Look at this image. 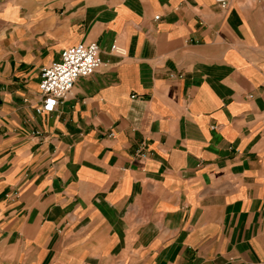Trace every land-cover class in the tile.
<instances>
[{
	"label": "crops",
	"instance_id": "obj_1",
	"mask_svg": "<svg viewBox=\"0 0 264 264\" xmlns=\"http://www.w3.org/2000/svg\"><path fill=\"white\" fill-rule=\"evenodd\" d=\"M0 264H264V0L4 2Z\"/></svg>",
	"mask_w": 264,
	"mask_h": 264
},
{
	"label": "built area",
	"instance_id": "obj_2",
	"mask_svg": "<svg viewBox=\"0 0 264 264\" xmlns=\"http://www.w3.org/2000/svg\"><path fill=\"white\" fill-rule=\"evenodd\" d=\"M110 49L119 56L126 54L125 47L116 43ZM101 64L99 46L94 41L78 42L63 48L57 60L40 69L36 111L53 110L57 103L70 95L78 78L93 74Z\"/></svg>",
	"mask_w": 264,
	"mask_h": 264
},
{
	"label": "rangeland",
	"instance_id": "obj_3",
	"mask_svg": "<svg viewBox=\"0 0 264 264\" xmlns=\"http://www.w3.org/2000/svg\"><path fill=\"white\" fill-rule=\"evenodd\" d=\"M7 0H0V7L2 6V4L4 3V2H6Z\"/></svg>",
	"mask_w": 264,
	"mask_h": 264
}]
</instances>
